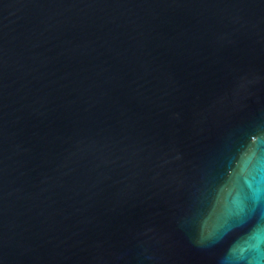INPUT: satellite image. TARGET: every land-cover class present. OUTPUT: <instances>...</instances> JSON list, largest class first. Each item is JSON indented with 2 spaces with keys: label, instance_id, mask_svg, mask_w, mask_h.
<instances>
[{
  "label": "water",
  "instance_id": "95a60500",
  "mask_svg": "<svg viewBox=\"0 0 264 264\" xmlns=\"http://www.w3.org/2000/svg\"><path fill=\"white\" fill-rule=\"evenodd\" d=\"M253 262L264 0H0V264Z\"/></svg>",
  "mask_w": 264,
  "mask_h": 264
},
{
  "label": "snow or ice",
  "instance_id": "6c2138e0",
  "mask_svg": "<svg viewBox=\"0 0 264 264\" xmlns=\"http://www.w3.org/2000/svg\"><path fill=\"white\" fill-rule=\"evenodd\" d=\"M238 207L240 208L241 213H243V206L238 204Z\"/></svg>",
  "mask_w": 264,
  "mask_h": 264
},
{
  "label": "clouds",
  "instance_id": "9594fccd",
  "mask_svg": "<svg viewBox=\"0 0 264 264\" xmlns=\"http://www.w3.org/2000/svg\"><path fill=\"white\" fill-rule=\"evenodd\" d=\"M253 264H258V262H253Z\"/></svg>",
  "mask_w": 264,
  "mask_h": 264
}]
</instances>
